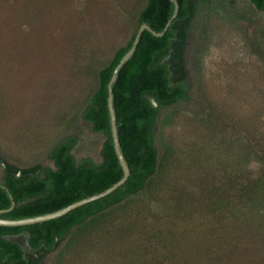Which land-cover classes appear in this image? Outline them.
Here are the masks:
<instances>
[{
  "label": "rangeland",
  "instance_id": "1",
  "mask_svg": "<svg viewBox=\"0 0 264 264\" xmlns=\"http://www.w3.org/2000/svg\"><path fill=\"white\" fill-rule=\"evenodd\" d=\"M147 1L0 0L2 173L41 174L69 135L78 160H102L105 137L80 114ZM187 10L167 61L190 92L162 110L158 174L55 250L13 237L29 264H264V218L235 220L264 210V12L250 0Z\"/></svg>",
  "mask_w": 264,
  "mask_h": 264
},
{
  "label": "trees",
  "instance_id": "2",
  "mask_svg": "<svg viewBox=\"0 0 264 264\" xmlns=\"http://www.w3.org/2000/svg\"><path fill=\"white\" fill-rule=\"evenodd\" d=\"M175 1L179 5L176 17L174 0H148L130 41L97 72V87L87 98L80 118L90 122L94 132L105 137L100 162L90 157L78 160L74 149L79 140L73 135L60 139L51 148L49 159L53 165L45 166L41 174L2 173L4 155L0 150L2 219L19 220L55 212L112 187L124 173L114 145L108 104L109 83L120 60L133 46L142 24L163 32L171 22L163 36H155L147 29L141 33L134 54L120 69L113 83L118 135L131 170L127 181L109 195L63 216L21 226H1L0 264H29L23 245L13 237L25 235L32 250H55L57 242L70 237L73 231L86 230L112 211L117 212L124 202L144 192L158 174L162 153L158 144L162 110L186 101L190 92L187 82L172 81V68L167 61L178 36L175 23L189 15L188 0ZM250 1L264 12V0ZM262 211L261 214L246 211L235 220L245 223L256 218L251 221L262 224Z\"/></svg>",
  "mask_w": 264,
  "mask_h": 264
},
{
  "label": "water",
  "instance_id": "3",
  "mask_svg": "<svg viewBox=\"0 0 264 264\" xmlns=\"http://www.w3.org/2000/svg\"><path fill=\"white\" fill-rule=\"evenodd\" d=\"M174 2L176 3V11L174 14V17L177 16L178 14V10H179V5L177 3V1L174 0ZM171 25V22H169L164 31L163 32H157L155 31L152 27H150L147 24H142L137 32L136 38L134 40L133 46L131 47V49L122 57V59L120 60L118 66L116 67L114 74L111 78V81L109 83V97H108V104H109V110H110V114H111V122H112V133H113V139H114V145H115V150L117 152L120 164L122 166L123 169V177L116 182L112 187H110L109 189H107L106 191L97 194V195H93L90 197H87L85 199H82L80 201H77L65 208H62L58 211L55 212H51L48 214H44V215H39V216H35L32 218H25V219H19V220H9V219H2L0 217V227L1 226H21V225H27V224H33L36 222H42V221H46V220H50V219H54L60 216H63L67 213H69L70 211L83 206L89 202L95 201L97 199H100L102 197H105L107 195H109L110 193H112L113 191H115L116 189H118L120 186H122L127 179L130 176L131 170H130V166L126 160V157L124 155V153L122 152L121 149V142L119 139V135H118V126H117V118H116V110L114 108V96H113V83L116 81L117 77H118V73L120 71V69L123 67V65L132 57V55L135 52L136 46L140 41V37H141V33L147 29L150 32H152L155 36H163L164 32L169 28V26ZM3 211H0V213H2Z\"/></svg>",
  "mask_w": 264,
  "mask_h": 264
}]
</instances>
